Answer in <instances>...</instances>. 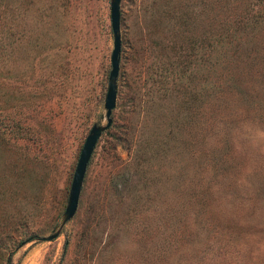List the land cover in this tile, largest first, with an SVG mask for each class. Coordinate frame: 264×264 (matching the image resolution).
<instances>
[{
	"label": "rangeland",
	"instance_id": "1",
	"mask_svg": "<svg viewBox=\"0 0 264 264\" xmlns=\"http://www.w3.org/2000/svg\"><path fill=\"white\" fill-rule=\"evenodd\" d=\"M119 35L38 240L105 122L109 0H0V264H264V0H119Z\"/></svg>",
	"mask_w": 264,
	"mask_h": 264
},
{
	"label": "water",
	"instance_id": "2",
	"mask_svg": "<svg viewBox=\"0 0 264 264\" xmlns=\"http://www.w3.org/2000/svg\"><path fill=\"white\" fill-rule=\"evenodd\" d=\"M109 21L112 34V47L109 54V69L107 73V84L103 97L104 107V123H92L84 137L80 147L75 166L73 168L67 199L63 211L61 213L60 222L55 225L52 231L48 234L38 235L35 237L38 240H46L54 238L62 224L68 220L74 213L77 205L79 190L83 175L85 172L86 164L90 157L93 146L99 134L108 127L110 124V112L115 105L116 97V78L119 65V51H120V35H119V0H109ZM29 239V238H28ZM26 239V240H28Z\"/></svg>",
	"mask_w": 264,
	"mask_h": 264
}]
</instances>
